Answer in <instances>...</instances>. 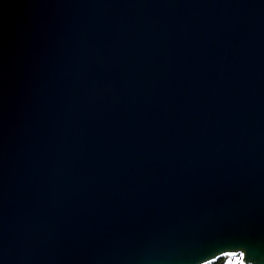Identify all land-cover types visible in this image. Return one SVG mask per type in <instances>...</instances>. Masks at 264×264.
I'll use <instances>...</instances> for the list:
<instances>
[{
	"label": "water",
	"instance_id": "1",
	"mask_svg": "<svg viewBox=\"0 0 264 264\" xmlns=\"http://www.w3.org/2000/svg\"><path fill=\"white\" fill-rule=\"evenodd\" d=\"M264 264V0H0V264Z\"/></svg>",
	"mask_w": 264,
	"mask_h": 264
},
{
	"label": "trees",
	"instance_id": "2",
	"mask_svg": "<svg viewBox=\"0 0 264 264\" xmlns=\"http://www.w3.org/2000/svg\"><path fill=\"white\" fill-rule=\"evenodd\" d=\"M205 264H230V255L228 254L220 255L215 259L206 262Z\"/></svg>",
	"mask_w": 264,
	"mask_h": 264
},
{
	"label": "built area",
	"instance_id": "3",
	"mask_svg": "<svg viewBox=\"0 0 264 264\" xmlns=\"http://www.w3.org/2000/svg\"><path fill=\"white\" fill-rule=\"evenodd\" d=\"M230 264H242L239 254L230 255Z\"/></svg>",
	"mask_w": 264,
	"mask_h": 264
},
{
	"label": "rangeland",
	"instance_id": "4",
	"mask_svg": "<svg viewBox=\"0 0 264 264\" xmlns=\"http://www.w3.org/2000/svg\"><path fill=\"white\" fill-rule=\"evenodd\" d=\"M205 264V263H204Z\"/></svg>",
	"mask_w": 264,
	"mask_h": 264
}]
</instances>
